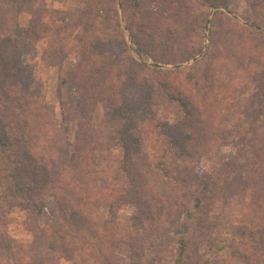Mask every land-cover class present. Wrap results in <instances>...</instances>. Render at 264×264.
Returning a JSON list of instances; mask_svg holds the SVG:
<instances>
[{
  "label": "trees",
  "instance_id": "16d2710c",
  "mask_svg": "<svg viewBox=\"0 0 264 264\" xmlns=\"http://www.w3.org/2000/svg\"><path fill=\"white\" fill-rule=\"evenodd\" d=\"M46 1L0 0V264H36L41 247L48 252L38 264L73 252L78 264H125L122 248L130 264L146 251L147 264H213L209 209L247 190L253 237L237 243L232 260L264 264V104L255 107L264 99V32L224 13L235 0H192L203 10L197 20L183 0H81L76 12ZM245 1L256 12L250 22L264 27V0ZM20 10L30 16L25 26ZM36 40L47 63L69 62L59 120L27 59ZM215 87L230 103L213 96ZM98 105L103 132L89 142ZM226 114L233 127L220 124ZM231 142L230 157L214 160ZM16 208L29 243L7 234ZM175 228L177 238L156 253L154 242Z\"/></svg>",
  "mask_w": 264,
  "mask_h": 264
},
{
  "label": "rangeland",
  "instance_id": "374dc122",
  "mask_svg": "<svg viewBox=\"0 0 264 264\" xmlns=\"http://www.w3.org/2000/svg\"><path fill=\"white\" fill-rule=\"evenodd\" d=\"M144 2L146 0H143ZM120 0H118V3ZM151 3V2H150ZM183 5H188V8H185L190 14V16L197 20L199 17V14L202 16L203 10L201 6L192 0H183ZM46 6H53L55 8H61L65 9L71 12H76L78 8L81 7L82 2L81 0H47L45 2ZM223 11V10H222ZM120 17L122 20V25L128 33V29L126 27V23L124 21V16L122 10L119 9ZM212 10H210L208 15V20L206 22V29L204 30V51L206 50V46H208L209 43V21L212 17ZM224 13L229 15L232 18H235L240 24L253 27L256 29H259L260 31L264 32V27H259L258 25L252 24L250 22V19L252 18V15H256V12L252 11L251 7L245 0H235L230 4L229 9L224 10ZM262 16V21H264V13L258 12ZM19 21L21 25H26L30 19V16L28 15L26 10H20L18 11ZM264 25V22H262ZM197 24V23H195ZM197 26V25H195ZM220 27V26H219ZM220 29H223L220 27ZM196 30V28H195ZM220 31V30H219ZM231 32H235L234 29H231ZM220 33V32H218ZM197 35V36H196ZM128 37V36H127ZM198 32L195 34H191L188 40L187 45H192L193 39H197ZM223 41V42H222ZM237 42V41H236ZM43 40H36L34 44L31 46L30 51L28 53V61L31 62L34 65L35 69V76L38 80L43 82V95L46 100V102L51 105L54 109V112L57 116V119H60V105L63 100H66L68 96H70V89L64 85L61 84L59 81V77L62 73L65 71L66 64L69 63L67 60L65 61H56L52 64L47 63L42 58V48H43ZM130 43V42H129ZM219 44L221 46H227L229 42H226L225 40L221 39ZM231 44V43H230ZM236 43L231 44V46L235 49ZM246 47H248L247 50H250L252 48V45L247 43L245 44ZM241 49V48H239ZM259 50H262L263 52V60H264V42L260 44ZM202 54H199L196 56V60H198ZM191 63H193V60H189L187 62L182 63L183 67H188ZM221 64V61L218 63L215 62V65L218 67ZM165 67L162 68H173L172 65H164ZM219 70H217L218 73ZM235 85V84H233ZM232 85V87H233ZM214 93L216 98H219L221 100L222 104L230 103L228 101L230 94L229 91L227 92H219V89L215 87ZM226 95V97H225ZM264 104V99H259L258 102H256L255 107H258L260 105ZM102 118H103V110L102 107L99 105L95 107L92 113V120L90 123L89 131L86 135V140L91 141L96 135H101V132L103 128L102 127ZM236 121V118L234 114H226L222 117H220V124L223 127H233L234 123ZM263 130H259L258 133H261L264 136V123ZM74 127L71 126V132L73 133ZM253 132H256V129H252ZM257 134V133H256ZM78 136L74 135L73 139H77ZM97 138V137H95ZM94 138V140H95ZM234 143H226L218 152L216 157L213 159L216 161H223L227 160L230 155L233 153V146ZM208 166L207 160L203 159L198 166V172H201ZM243 202H242V201ZM252 203L250 191L247 190L246 193L242 194L239 199H234L231 204L224 206L221 203H215L212 205L208 212V223L212 225V235L213 238L210 240L208 244V248L206 251V256L210 257L213 260V264H235L234 260H232L233 257V249L236 247L237 243L242 240H249L253 237V233L251 231V228L245 224V221H249L247 214H245L244 207L245 205H249ZM1 211H6L7 207H0ZM9 217L15 218L19 222H9L7 225V234L8 236L11 235V239H15L16 241H21L24 243H29L33 240L30 233L22 230L21 227V221L23 219V213L19 209H15L12 212L9 211L8 213ZM178 232L175 228L171 231L166 232L164 235L160 236L154 243H155V252L161 253V251H164L166 249L169 242L177 238ZM51 246V245H49ZM52 247V246H51ZM3 248H6L8 251H11L9 246H4ZM124 248L121 250V254L123 255V260L125 264H130L128 261L129 259L126 257V252ZM205 250L204 248L200 250V253H203ZM40 252L42 254L39 255L38 263H43L41 256L47 255L48 249L46 247H41ZM1 254V253H0ZM4 256V254L2 253ZM139 264H147L148 261H151V255L149 251H146L142 257V259H137ZM155 264H159L158 261L154 260ZM57 264H78L79 262V256L76 254V252L71 253L66 259L61 258L59 261H57ZM36 262V264H38Z\"/></svg>",
  "mask_w": 264,
  "mask_h": 264
},
{
  "label": "water",
  "instance_id": "95a60500",
  "mask_svg": "<svg viewBox=\"0 0 264 264\" xmlns=\"http://www.w3.org/2000/svg\"><path fill=\"white\" fill-rule=\"evenodd\" d=\"M119 4V3H118ZM156 66H159V67H165L164 65H161V64H155Z\"/></svg>",
  "mask_w": 264,
  "mask_h": 264
}]
</instances>
